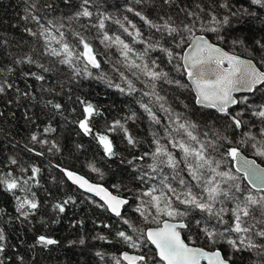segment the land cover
I'll return each mask as SVG.
<instances>
[{"label": "trees", "instance_id": "trees-1", "mask_svg": "<svg viewBox=\"0 0 264 264\" xmlns=\"http://www.w3.org/2000/svg\"><path fill=\"white\" fill-rule=\"evenodd\" d=\"M80 3L81 0H68V3L64 0H0V85L6 88L5 93L0 94V113H3L0 115V173L12 172L14 176L26 178L31 175V167L40 169L35 181L29 182L31 191L36 194L39 208L28 221L21 222L16 219L18 214L15 211L14 197L0 190V209L3 210L0 213V227L4 229L7 237L5 251L0 253L4 264H21L19 257H23V264H115L113 257L118 258L123 250L135 252L122 243L116 233L126 231L134 238L138 233H132L121 217L110 215L95 198L74 187L61 169L79 173L88 180L105 186L113 194L128 199L129 203L124 206L122 217L136 228L146 230L148 227L157 226L146 223L135 211L139 203L136 197L148 185L136 180L137 172L126 163L134 156L150 151L152 133L162 137L169 123L168 115L159 108V104L153 98L143 95L145 91H150L141 82L145 78L137 80L131 71L119 63L122 60L119 52L115 47L105 48L100 42L102 33L96 28L89 27L84 30L75 22L72 24L92 44L101 65L99 69L89 67L91 76L81 75L76 78H73L69 68L56 62L57 58L44 54L42 37H33L25 31L26 28L39 31L35 21L31 20V15L40 17L45 26L48 19L58 24L60 17L71 16L77 11ZM50 4L52 7H47ZM222 4H227L228 9L221 7ZM32 5L35 7H31ZM96 5H99V12L112 18L105 21V31L112 36L120 35L130 44L132 38L114 23L115 20H121L129 27V31L134 32L127 21H124L127 16L141 30L145 39L151 37L155 42L160 33L150 29L135 12H141L156 23H163L161 16L165 19L171 16L179 24L188 23L185 12H199L196 6L200 5L204 11L199 12L201 21H197L194 35L204 34L227 51L252 59L264 70V49L256 44L257 40L264 42V6L253 3V0H174L171 6L163 5L162 0H142L141 3H136V0H94V12L97 11ZM128 8L133 11L129 12ZM229 9L238 13L247 10L252 15L230 17V26L220 27L218 33L199 30L201 22L205 28L212 26L209 23L210 13L222 19L229 15ZM96 19L94 16L92 23ZM80 23L89 22L81 20ZM63 31L68 33L67 28ZM53 33L55 34V29ZM218 36H223V40L217 39ZM67 39L69 43H76L71 34H68ZM238 39L244 43L234 45L232 42ZM161 42L166 47L171 46L170 38ZM52 46L59 47L54 41ZM133 47L142 50L144 45L136 43ZM149 56L157 59L160 67L169 72L171 77L188 84L185 76L174 70L173 64L167 62L162 52L151 51ZM27 57H31L35 63H17L18 60L26 61ZM37 64H43L52 71L43 72ZM79 66L83 67L82 64ZM121 71L127 80L132 81L134 91L128 90L127 81L121 78ZM33 72L44 75L45 80L39 81L31 75H24ZM109 81L112 86H109ZM7 84L13 87L7 88ZM115 85L125 91L121 92ZM158 91L166 97L165 106L171 107L173 118L177 113L183 114L200 126L201 133L214 127L222 133L226 132L235 141L240 138L241 131L257 133V129L264 127V123L251 114L253 110L264 106V87H258L253 93L238 97H248L247 108L239 104L230 109L233 114L244 110V120L248 125L235 132L227 126L228 117L211 108L197 106L190 87L177 88L160 83ZM80 100L92 103L100 112L90 122L93 134L85 135L75 123L84 118ZM56 103L62 105L61 110L52 107ZM142 104H148L161 123H153L141 107ZM184 105H188V108ZM25 113L31 119H25ZM133 116V119H129ZM114 121H120L127 132L138 141L136 147L127 143L125 133L119 127L115 131H109V126ZM48 126L55 131L45 133L44 128ZM33 133L40 140H47L49 143H33L30 139ZM97 133L109 136L117 156L109 158L105 155L103 147L95 138ZM53 143L58 150L52 147ZM27 148H33L34 151L30 152ZM36 152L43 155H36ZM243 153L264 166V158L257 156L250 146L245 147ZM176 154L179 156V152ZM11 159H15L17 163L12 164ZM121 160L125 163L122 164ZM90 166L99 169V172L92 171ZM224 167H232V161L229 160ZM21 169L28 171L22 172ZM113 185H119V188H114ZM16 195L23 196L24 193L17 191ZM69 197L74 202L64 204ZM57 203L64 204L63 213L54 209L53 206ZM193 217L201 218V214L195 212ZM40 235L56 239L59 243L48 248L33 247ZM182 235L187 240L189 232L183 230ZM100 236L106 239L101 240L98 238ZM193 236L198 246L211 247L198 238L199 234L193 233ZM80 239H84V244L79 243ZM71 241L76 243L70 244ZM142 251L149 255L154 254L150 245H145ZM254 258L252 255V259H246L244 264H253Z\"/></svg>", "mask_w": 264, "mask_h": 264}, {"label": "snow or ice", "instance_id": "snow-or-ice-1", "mask_svg": "<svg viewBox=\"0 0 264 264\" xmlns=\"http://www.w3.org/2000/svg\"><path fill=\"white\" fill-rule=\"evenodd\" d=\"M64 2L68 3V0ZM141 2L142 0H136V3ZM253 3L264 6V0H253ZM162 4L171 6L174 0H162ZM93 5L94 0H81L78 10L71 16L60 17L58 24L48 19L47 26L41 23L40 17L31 15L30 18L35 21L39 31L30 28H26L25 31L33 37H42L44 54L57 58L56 62L69 68L73 78H76L81 75L91 76L89 67L99 69L101 65L92 44L80 31L73 28L72 24L75 22L84 30L89 27L98 29L102 33L100 42L105 48L115 47L119 52L122 58L119 63L131 71L137 80L141 77L145 78L141 82L150 88V91H145L143 95L153 98L159 104V108L168 115L169 123L164 135L158 137L156 133H152L151 150L126 161L132 166L133 171L137 172L135 179L148 185L147 188L139 191L136 197L139 203L135 211L146 223L156 224V227H149L146 230L136 228L129 220L122 217L121 209L129 203L128 199L113 195L108 189L92 184L72 171L61 169L79 188L100 197L107 210L121 217L132 233H138L136 238L126 231L116 233L119 240L135 252L130 254L125 251L118 258L113 257L115 264H237V261L239 264H244L246 259H252V253H256L253 264H264V167L243 155V149L250 146L257 156L264 158V127L257 129L258 135L252 131H241L240 138L235 141L226 132L222 133L214 127L201 133L200 126L195 121L185 118L183 114L177 113L173 118V110L165 106L166 97L160 95L158 91L160 83L177 88L190 87L195 93V104L216 109L217 112L228 117L227 126L235 132L245 129L248 125L244 120V110L233 114L230 106L243 104L247 108L248 97L238 99L234 93H251L257 87H264V71L257 68L252 60L230 54L203 35H194L197 21H201L199 12L204 11L200 5L196 6L199 12L191 10L185 12L188 23L179 24L171 16L166 19L161 16L160 20L163 23H156L141 12H135V15L150 29L160 33V37L155 42L151 37L145 39L141 30L127 16L124 17V21H127L134 32L129 31V27H126L121 20H115L114 23L132 38V44L126 42L120 35H109L105 31V21L111 20V16L99 12V5H96L97 11L94 12ZM47 7L51 8L52 5ZM221 7L228 9L227 4H222ZM127 10L133 11L132 8ZM209 15V23L212 26L205 28L204 23L201 22L199 30L218 33L220 27L230 26V17L252 15V13H248L247 10L238 13L229 9V15L223 16L222 19L215 14ZM94 16L97 19L92 23ZM81 20L89 23L81 24ZM65 28L68 29V33L63 31ZM68 34L74 37L75 44L68 42ZM168 38L171 39V46L166 47L161 41ZM217 39L223 40V36H218ZM53 41L59 47H53ZM136 43L144 45V48L135 49L133 45ZM232 43L243 44L244 41L238 39ZM256 44L264 49V42L257 40ZM151 51L162 52L167 62L173 64L175 71L186 76L190 84L171 77L169 72L160 67L157 59L149 56ZM23 62L35 63L31 57H27L26 61H17V63ZM80 64L83 65L82 68ZM37 67L43 72L52 71L43 64H37ZM24 75H31L39 81L45 80L44 75L34 72ZM120 75L127 81L128 90L134 91L132 81L127 80L123 71ZM100 78L104 79V77ZM109 86H112L110 81ZM12 87L11 84H7V88ZM115 87L121 92L125 91L119 85ZM5 91V86L0 85V94ZM49 103L51 104V101ZM80 103L83 105L84 118L75 123L85 135L93 134L90 122L94 116L100 115V112L92 103L84 100H80ZM52 107L61 110L62 105L56 103ZM141 107L148 113L153 123H161L148 104H142ZM184 107L188 108V105ZM251 114L264 123V106L253 110ZM133 118L134 116L129 117V119ZM25 119L31 117L25 113ZM117 127L124 131L127 143L136 147L138 141L127 132L120 121H114L109 126V131H115ZM50 131L55 129L51 126L44 128L45 133ZM95 138L103 147L107 157L118 155L108 135L97 133ZM30 139L33 143L41 145L49 143L47 140H40L35 133ZM52 147L57 148L54 143ZM27 150L34 151L33 148ZM176 152H179V156ZM36 155L43 153L36 152ZM229 160L236 162L234 170L232 167H224ZM10 162L17 163L15 159H11ZM121 163L125 161L121 160ZM90 167L92 171L99 172L94 166ZM21 171L26 172L28 169ZM39 172V168L31 167V175L26 178L14 176L12 172L0 173V190L14 197L15 211L18 214L16 219L21 222L28 221L39 208L36 194L31 191L29 183L35 181ZM36 183L38 184V181ZM113 187L118 189L119 185ZM17 191L24 195H16ZM70 201H72L71 197L65 200L64 204ZM64 204L57 203L53 207L63 213ZM2 212L3 210L0 209V213ZM195 212H199L201 218L193 217ZM183 230L189 232L187 240L182 235ZM193 233L199 234L198 238L211 247L198 246ZM98 238L106 239L103 236ZM6 241L5 231L0 227V253H4ZM58 243L56 239L40 235L33 247L48 248ZM79 243L84 244V239H80ZM145 245L154 246V254L143 252ZM97 255L102 254L97 253ZM18 259L23 264V257ZM0 264H4L3 259H0Z\"/></svg>", "mask_w": 264, "mask_h": 264}, {"label": "water", "instance_id": "water-1", "mask_svg": "<svg viewBox=\"0 0 264 264\" xmlns=\"http://www.w3.org/2000/svg\"><path fill=\"white\" fill-rule=\"evenodd\" d=\"M197 35H203V36H205L208 40H209V38L206 36V35H204V34H197ZM210 41V40H209ZM210 42H212V41H210ZM213 43V42H212ZM214 44H216V43H214ZM217 46H219V47H221L222 49H224L225 51H227L225 48H223L221 45H218V44H216ZM227 52H229V51H227ZM230 54H234V53H231V52H229ZM235 55H238V54H235ZM238 56H240V55H238ZM242 59H250V58H246V57H243V56H240ZM250 60H252V59H250ZM253 61V60H252ZM253 63L255 64V62L253 61ZM256 65V64H255ZM226 66V65H225ZM257 66V65H256ZM257 68H259L258 66H257ZM260 69V68H259ZM261 70V69H260ZM263 71V70H262ZM185 79H186V81H187V83L188 84H190V81H188L187 80V77L185 76ZM258 88V87H257ZM192 90V89H191ZM192 92H193V95H194V97H195V93H194V91L192 90ZM254 92V91H253ZM253 92H251V93H253ZM251 93H248V92H240V93H234V96H236L237 98L239 97V96H241V95H249V94H251ZM197 106H199V105H197ZM236 105H233V106H230V109L231 108H233V107H235ZM200 107H202V106H200ZM211 109H213V108H211ZM213 110H215L216 111V109H213ZM217 112V111H216ZM217 113H219V112H217ZM221 114V113H220ZM243 155L247 158V159H250V160H255L254 158H252V157H248V156H246L244 153H243ZM256 161V160H255ZM257 162V161H256ZM257 164H259L261 167H264L263 165H261L260 163H258L257 162ZM235 166H236V162H234V161H232V168H233V170H234V168H235ZM74 173H76V172H74ZM77 175H80L79 173H76ZM80 176H82V175H80ZM84 177V176H83ZM85 179H87L86 177H84ZM69 180V179H68ZM88 180V179H87ZM90 183H92V184H97V185H101V184H99V183H95V182H92V181H90V180H88ZM69 182L74 186V187H76L77 189H79L80 191H82L83 193H85V194H87V195H89V196H91V197H94L95 199H97L100 203H102L103 204V201L100 199V197H98V196H96L94 193H89V192H86L84 189H81V188H79V186L77 185V184H74L71 180H69ZM245 183H247V182H245ZM102 187H104V188H106L105 186H103V185H101ZM107 189V188H106ZM108 191H110L109 189H108ZM111 192V191H110ZM112 193V192H111ZM113 194V193H112ZM113 195H115V194H113ZM123 198V197H122ZM104 207L106 208V210H107V207H106V205H104ZM124 208V207H123ZM123 208L121 209V213H122V211H123ZM108 211V213L110 214V215H112V216H114V217H117V216H115V214L114 213H112V212H110L109 210H107ZM154 227H156V226H154ZM153 227V228H154ZM149 228V227H148ZM151 246V245H150ZM153 249H154V246H151ZM125 251H128V250H123L122 252H125ZM155 251V250H154ZM121 252V253H122ZM130 254H132V253H134V252H131V251H128ZM121 253H120V255H121Z\"/></svg>", "mask_w": 264, "mask_h": 264}, {"label": "rangeland", "instance_id": "rangeland-1", "mask_svg": "<svg viewBox=\"0 0 264 264\" xmlns=\"http://www.w3.org/2000/svg\"><path fill=\"white\" fill-rule=\"evenodd\" d=\"M78 190H79V189H78ZM84 194H85V193H84ZM86 195H87V194H86ZM93 198H94V197H93ZM96 200H97V199H96ZM252 255H254V256H255V258H256V253H252ZM255 258H254V259H255Z\"/></svg>", "mask_w": 264, "mask_h": 264}]
</instances>
